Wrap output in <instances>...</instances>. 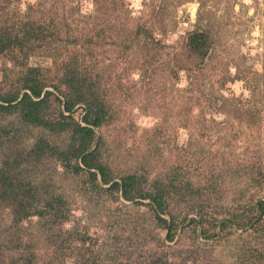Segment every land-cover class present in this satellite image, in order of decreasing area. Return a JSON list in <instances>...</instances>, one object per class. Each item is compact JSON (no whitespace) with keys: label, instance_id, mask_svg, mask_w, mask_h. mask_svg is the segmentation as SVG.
I'll return each instance as SVG.
<instances>
[{"label":"rangeland","instance_id":"obj_1","mask_svg":"<svg viewBox=\"0 0 264 264\" xmlns=\"http://www.w3.org/2000/svg\"><path fill=\"white\" fill-rule=\"evenodd\" d=\"M3 28L32 38L0 53V95L32 72L55 93L45 116L56 119L55 87L65 91V69L78 67L107 111L100 159L116 179L171 187L163 216L176 228L168 239L149 198L126 200L67 169L69 132L4 114L0 264H264V0H0ZM197 30L211 41L204 56L187 47ZM40 141L49 144L37 155ZM22 184L47 212L16 222L8 199ZM56 203L65 218L47 208Z\"/></svg>","mask_w":264,"mask_h":264},{"label":"trees","instance_id":"obj_2","mask_svg":"<svg viewBox=\"0 0 264 264\" xmlns=\"http://www.w3.org/2000/svg\"><path fill=\"white\" fill-rule=\"evenodd\" d=\"M31 38L32 35L29 29L24 28L22 34L7 28L0 29V53L15 45L20 46V49H22ZM187 47L193 53L206 55L211 47L209 34L204 30L191 32L187 40ZM62 84L66 88L65 91H61L58 85L55 87L63 93L64 97L63 100L56 97L63 103V109L60 111L58 118L52 120L45 116V109L49 106V96L55 95V93L51 90H44V81L34 76L32 72H27L22 87L0 95V115L19 113L26 122L43 125L54 133L69 132L70 137L67 143L59 151V157L64 166L75 173L86 172L98 188L103 189L100 181L108 184L107 189L120 193L126 200H136L138 202L149 198L151 200L150 206L159 212L160 225L168 230L167 238L172 240L174 237L173 230L176 228L175 223L163 216L167 213V197L172 188L155 181L153 183L154 188L145 189L141 176L137 173H128L120 176L119 179L114 178L110 168L100 159V145L95 144L96 128L100 127L105 121L107 111L104 105L100 103L95 91H93L92 81L83 75L78 67L68 65L62 77ZM22 90L24 91L22 92ZM78 105L83 108L84 112L80 119H75L73 113ZM48 144L46 141H40L36 147L38 149L36 154H42ZM262 176L264 177V174ZM2 180L3 185L6 187L5 191L8 189L13 190L14 185H12L11 179L4 176ZM35 191V188H27L22 184L15 190V194H12L13 197L7 198L9 201L15 200L17 203L13 210L16 222H20L34 212L40 216L47 212L33 205L36 204V198L38 197ZM258 206L260 215L264 216V200L260 199ZM47 208L54 210L52 216L55 215L59 219L66 216L63 213L64 211H61L60 203L48 205ZM202 222H198L202 225V232L204 236H209L210 233L205 228L204 221ZM226 225L228 223L224 222L221 226ZM119 264L125 263L120 262ZM149 264L170 263L164 255H159L153 258Z\"/></svg>","mask_w":264,"mask_h":264},{"label":"clouds","instance_id":"obj_3","mask_svg":"<svg viewBox=\"0 0 264 264\" xmlns=\"http://www.w3.org/2000/svg\"><path fill=\"white\" fill-rule=\"evenodd\" d=\"M232 71H233V72H235V69H232ZM224 95H226V96H227V95H228V93H227V92H225V93H224Z\"/></svg>","mask_w":264,"mask_h":264},{"label":"water","instance_id":"obj_4","mask_svg":"<svg viewBox=\"0 0 264 264\" xmlns=\"http://www.w3.org/2000/svg\"><path fill=\"white\" fill-rule=\"evenodd\" d=\"M96 146V145H95ZM100 177V176H99Z\"/></svg>","mask_w":264,"mask_h":264}]
</instances>
